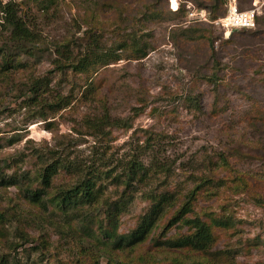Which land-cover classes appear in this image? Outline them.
I'll use <instances>...</instances> for the list:
<instances>
[{"label":"rangeland","instance_id":"rangeland-1","mask_svg":"<svg viewBox=\"0 0 264 264\" xmlns=\"http://www.w3.org/2000/svg\"><path fill=\"white\" fill-rule=\"evenodd\" d=\"M210 1L0 0V264H264V0H236L240 10L258 2L256 40L218 25L225 12L213 19L197 6ZM96 41L114 62L81 72L61 55L68 45L80 58ZM38 81L49 100L69 104L31 106ZM105 111L121 126L102 139L83 120ZM64 149L97 166L106 155L115 174L132 155L152 166L127 190L97 181L102 199L122 201L113 226L106 206L90 219L55 206L75 174L60 172L48 188L37 179L47 152ZM35 189L48 209L29 200ZM150 193L172 198L143 240L119 246L151 215ZM197 218L211 247H170Z\"/></svg>","mask_w":264,"mask_h":264},{"label":"trees","instance_id":"trees-1","mask_svg":"<svg viewBox=\"0 0 264 264\" xmlns=\"http://www.w3.org/2000/svg\"><path fill=\"white\" fill-rule=\"evenodd\" d=\"M227 1L228 0H211L209 3L201 2L197 6L199 8L206 9L208 16H211L213 19H217L220 17L222 12H225V14L227 13ZM9 11L10 9H8V13H10ZM257 20L258 17L256 19V23ZM17 27L19 29L15 31L14 36L15 38L21 39L23 37L22 33H25L26 30L24 29V25H22V27ZM256 29L257 30L255 31H253L252 29L243 30H247L249 32L248 36L254 37V40L258 39V37L259 39H261L260 36L262 35L263 31L260 30V27ZM227 43H231V40H229V42ZM140 44V40L135 38V42L132 41V43H130V46L133 45L137 47L138 50L140 48ZM123 48L127 47L123 46ZM65 49L66 51H64V53L61 52V55L63 57H66L65 60L68 61L69 66L76 71L85 72L95 65L103 67L111 64V62H114V55L110 54L107 51L103 52L99 48L98 41L93 43V45H91V47L87 49L80 58L77 57V59L74 56L73 52L68 49V45ZM138 51L140 53L139 58H143L147 55L145 47H141ZM116 60H119L118 57L115 58V61ZM60 64L62 63L60 62ZM62 66L65 65L62 64ZM43 89L46 91H43ZM49 91L50 89L48 84L44 85L43 81L36 82V84H34L32 88L34 99L30 101L31 106L40 107L43 110L42 112H55V109L61 108L64 106V104L66 105L68 103L69 99L62 97L60 94L51 95L53 101L49 100V98L46 97V93L48 94ZM262 118L264 122V117ZM83 121L89 129L94 131V133H96L97 135L101 136L102 139L104 137H108V134L110 133L108 131V128L121 126L120 120L113 119L108 111H105L102 115L96 114L93 117H85ZM66 152L67 151H65V149L57 152H53L52 150L47 152V159L43 161L42 167L39 169V174H37V179L41 181V184L45 186V188H48L49 186H51L52 179L60 172L64 171L67 173L75 174L76 180L73 181V185H71V187L68 189H59L53 196V198H51L54 201L55 206L63 213H71L72 215H75L76 219H81L86 216L88 219H90L89 214L91 213L92 209L98 210L101 209L102 206H106L104 211V214L107 218L106 226H113L114 223L112 219H114L115 216L118 215V213L121 211L123 205L121 203L122 201L118 203H109L108 200L102 199V197L100 196L104 186H102L98 190L97 181L102 180L103 178L111 179L112 183L116 184L117 186L124 185L127 190V188H132L135 183H138L139 185L144 184L148 176L149 167L152 166L145 165V163L140 161L138 155H132L131 159L118 160L119 168L121 171L120 173L115 174L116 169L110 168L111 166H109L108 159L105 158L106 155H103V158L101 159L103 161V163L101 164L103 165L97 166L94 163L88 164L84 162L83 159L79 160L77 158H72L71 156L66 154ZM43 158L44 157L41 156V160ZM46 194L47 193L44 189H35L28 191L29 200L33 204L42 205L46 209H48L47 205L45 204L47 203ZM144 196H148L154 201L151 215L144 217L137 229L132 234L128 235V237L120 238L118 241L119 246H122L121 242L123 241L125 243L124 246H127L128 244H134L143 240L147 231L155 225L154 222L156 221L157 217L163 213L165 204H168L169 202V197L172 198V196H169L168 194L157 195L150 193ZM189 212V208L185 207L183 210L178 212V216H185V214H188ZM100 222H103V219ZM185 224L193 225L195 229L194 233L178 240L175 243H168L170 247H189L197 251H206L211 247L213 237L210 233L209 227L203 221L197 218L196 220H185ZM105 227H99V230L101 234L102 232H104L105 234L109 235L110 233L108 232V229L111 228ZM14 264H20V262L16 261V263Z\"/></svg>","mask_w":264,"mask_h":264},{"label":"built area","instance_id":"built-area-1","mask_svg":"<svg viewBox=\"0 0 264 264\" xmlns=\"http://www.w3.org/2000/svg\"><path fill=\"white\" fill-rule=\"evenodd\" d=\"M258 15L259 6L256 3H254V7L251 9L240 10L236 0H228L227 13L217 24L230 31L253 29L256 26Z\"/></svg>","mask_w":264,"mask_h":264},{"label":"crops","instance_id":"crops-1","mask_svg":"<svg viewBox=\"0 0 264 264\" xmlns=\"http://www.w3.org/2000/svg\"><path fill=\"white\" fill-rule=\"evenodd\" d=\"M258 5V2H255Z\"/></svg>","mask_w":264,"mask_h":264},{"label":"bare ground","instance_id":"bare-ground-1","mask_svg":"<svg viewBox=\"0 0 264 264\" xmlns=\"http://www.w3.org/2000/svg\"><path fill=\"white\" fill-rule=\"evenodd\" d=\"M175 4L177 5V3L175 2ZM176 9V8H175Z\"/></svg>","mask_w":264,"mask_h":264}]
</instances>
